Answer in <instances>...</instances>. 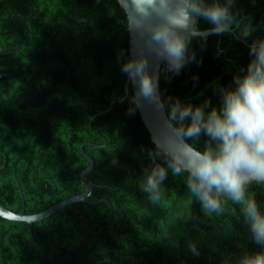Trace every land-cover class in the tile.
Masks as SVG:
<instances>
[{
  "label": "trees",
  "instance_id": "1",
  "mask_svg": "<svg viewBox=\"0 0 264 264\" xmlns=\"http://www.w3.org/2000/svg\"><path fill=\"white\" fill-rule=\"evenodd\" d=\"M233 11L251 20L252 36L233 29L193 37L195 60L160 74L162 100L220 105L219 89L235 86L252 40L264 38V0H235ZM197 26L212 27L200 17ZM128 59L119 0H0V201L22 209L17 179L29 214L83 193L89 162L80 146L91 142L106 145L84 146L94 159L87 180L97 184L90 198L115 208L78 201L33 224L0 215V264H238L261 250L240 206L225 200L222 214L205 213L187 174L169 170L159 202L141 190L155 145L139 109L129 112L134 93L121 71ZM206 140L193 146L202 151ZM249 192L264 211V185Z\"/></svg>",
  "mask_w": 264,
  "mask_h": 264
},
{
  "label": "clouds",
  "instance_id": "2",
  "mask_svg": "<svg viewBox=\"0 0 264 264\" xmlns=\"http://www.w3.org/2000/svg\"><path fill=\"white\" fill-rule=\"evenodd\" d=\"M128 27L147 33V46L167 61L171 71L179 73L195 60L189 54L191 39L200 35L194 23L197 17L208 21L211 34L222 35L237 30L247 40L255 28L251 20H242L233 11L235 0H125ZM123 53H121V56ZM250 62L243 74L233 78L234 87H221V103L212 106L210 100L199 105L183 103L179 97L161 99L158 75L150 73L147 56L128 59L121 66L136 91L130 99V113L144 101L163 110L170 105L167 127L172 135L167 139L154 137L151 161L145 167L140 188L152 202L162 199L161 185L168 172L186 175V187L196 197L207 214H222L225 200L240 206L251 239L261 250L245 253L238 264H264V211L249 185H264V38L253 39L249 46ZM207 140L204 149L193 144L201 136ZM192 141L193 143H189ZM163 159V163L159 162ZM193 255H199L195 244L188 245Z\"/></svg>",
  "mask_w": 264,
  "mask_h": 264
},
{
  "label": "water",
  "instance_id": "3",
  "mask_svg": "<svg viewBox=\"0 0 264 264\" xmlns=\"http://www.w3.org/2000/svg\"><path fill=\"white\" fill-rule=\"evenodd\" d=\"M119 2L122 4V6L125 9L127 6L125 3V0H119ZM194 23L197 25V18L194 19ZM210 29H199L200 33H201L200 35L204 36V35L211 34L209 31ZM128 30H129V35H130V55H131V58H135V57H138L141 55L147 56L148 64H149V68H148L149 72L155 73L158 75V78H159L158 79V91H159V94L161 97L160 74L164 70H166L167 72H170L171 70L169 68V65H168L166 60L161 59L154 51H152L148 48V46H147V39H148L147 33L142 34L139 31L130 29L129 27H128ZM130 85H132L133 93H135L136 86H134L132 84V82L129 80V78H127V82H126V92L127 93H129V86ZM161 99H162V97H161ZM139 112H140V115H141L143 122L145 123L147 129L150 132L152 140L156 136L160 137L161 139H167L168 137H170L172 135L171 130L168 129V127H167L168 111H167L166 106L163 110H160L154 104L149 103L147 101H144L142 106L139 108ZM85 145L100 147V146H105L106 143L96 144V143L87 142V143H84L80 146V150H81L82 154L86 157V159L89 162V165L81 173V179H82V181L86 187V190L83 193L75 194V195H73V196H71V197H69L63 201H60V202L46 208L45 210L40 211V212L29 214L25 211L24 194H23V190H22V187L20 185V182L17 179L19 189H20V193H21V196L23 199L22 209L20 211H14V210L8 208L6 205H4L0 201V215L5 217V218L11 219V220L26 221L30 224H33L35 221L42 220V219L54 214L55 212L63 209L64 207H66L72 203L78 202V201H86V202L93 203V204L104 201V202H107L111 208L115 209L113 207L112 202L108 198H101L98 200H92L90 198L92 190H93L94 186H96L97 184L94 183L92 180H87V174L90 173L94 168V159L85 151V149H84Z\"/></svg>",
  "mask_w": 264,
  "mask_h": 264
}]
</instances>
